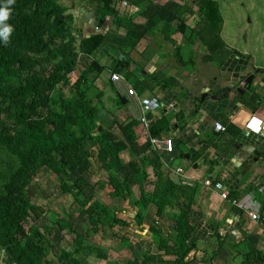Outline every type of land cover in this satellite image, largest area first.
I'll return each mask as SVG.
<instances>
[{"label": "trees", "instance_id": "trees-1", "mask_svg": "<svg viewBox=\"0 0 264 264\" xmlns=\"http://www.w3.org/2000/svg\"><path fill=\"white\" fill-rule=\"evenodd\" d=\"M96 1L103 17L125 20L114 7L117 0ZM197 2L201 3L204 20L219 35L224 24L219 1ZM5 6L10 13L0 21V31L10 25L12 32L7 43L0 39V264H41L51 250L57 259L47 264H98L90 258L115 264L109 259L108 250L93 242V235L112 238L118 234L116 226L131 225L105 202L86 193L93 188L88 175L92 177L101 170L107 172L103 188L109 187L111 197L131 198L135 206L134 232L148 231L152 244L174 257L164 259L161 253L132 249L125 264H187L189 254L197 246L190 240L195 228L192 196L198 187L172 179L149 142L141 148L143 152L149 150L153 159L149 154L137 157L141 148L135 129L140 122L134 116L126 121L116 120L123 134L120 139L112 131L114 124L104 127L98 122L102 108L94 99H102L95 92L91 77L101 73L103 67L93 55L111 35L94 33L79 41L75 16L62 0H0V9ZM150 6L167 22L181 19L191 10L173 0ZM129 20L127 37L114 39L118 46L126 41L135 45L147 33L144 30L134 34L141 25ZM79 64L84 65L80 72ZM166 127L167 120L162 118L152 125L151 133L161 135ZM125 150L133 155L129 161L121 156ZM148 164L154 167L156 176L152 190L146 187L150 181ZM44 168L54 173L61 193L71 195L77 203L79 227L71 222L78 215L72 210L65 211L66 220L54 212L52 222L27 229L31 219L45 213L33 201L30 190L35 176ZM151 208L155 209L154 216L148 214ZM164 215L174 220L173 238L159 224ZM55 223L71 233L69 244L57 247L53 242ZM121 241L131 245L127 236H122ZM253 255L264 259L261 251Z\"/></svg>", "mask_w": 264, "mask_h": 264}, {"label": "crops", "instance_id": "crops-1", "mask_svg": "<svg viewBox=\"0 0 264 264\" xmlns=\"http://www.w3.org/2000/svg\"><path fill=\"white\" fill-rule=\"evenodd\" d=\"M124 1L129 5H123ZM168 1L117 0L114 7L118 16L125 19L119 22L111 15L103 17L96 0H62L75 16L79 41L94 33L111 35L93 55L103 71L92 74L91 80L101 101H113L112 108H116L117 113L103 107L98 122L104 127L114 124L112 131L120 139L123 134L115 124L116 120L126 121L134 116L128 98L119 93L111 81V73L117 71L115 68H121L122 71L117 72L125 77L128 75L129 83L140 95L158 96L161 108L150 113V117L153 124L162 118L167 120V127L161 135L155 136L151 133L153 124L149 130L139 124L135 129L137 143L139 148L148 142L150 144L149 135L171 137L173 151L162 149L157 152L163 169L172 179L198 187L192 196L191 218L195 228L190 240L197 246L189 254L187 264H264V259L253 255L255 251H261L264 256L263 224L253 221L245 211L229 201H224L221 191L205 183L206 179L224 183L233 198L247 193L262 198L258 187L264 185V135L249 132L244 126L250 116H264V53L255 54L238 47L237 40L228 41L224 36L225 21L218 35L204 20L201 3L197 0H173L191 10L181 19L172 22L162 20L159 11L150 5H164ZM129 19L141 25L134 34L144 30L147 33L135 45L126 41L123 46H118L114 39L127 37ZM260 42L255 36L253 47ZM261 45L264 50V44ZM83 66L79 64V72ZM246 80H249L250 89L239 100H234L233 93L230 97L224 96L223 86L238 87ZM185 87L197 96L204 95V102L182 103L184 95L176 97L175 93ZM94 101H98L97 97ZM177 104L179 107L176 108ZM215 121L222 123L225 130L217 131ZM142 150L137 152V157L149 154L153 159L149 150ZM121 155L125 161L133 156L129 150ZM178 167L184 169L183 175L175 172ZM146 168L150 179L146 187L152 190L155 170L151 164ZM134 191L138 196L137 185ZM119 204L123 210L117 211L119 215L130 210L134 213L135 206L128 198L127 202L122 199V202L115 203V207ZM154 213V208L148 211L150 216ZM130 214L128 220H134ZM159 224L167 235L174 237V220L164 215ZM131 229H136L135 220L128 228ZM148 237L151 242L143 241V246L137 251L150 250L161 253L164 259H174L159 251L152 244L151 235Z\"/></svg>", "mask_w": 264, "mask_h": 264}, {"label": "rangeland", "instance_id": "rangeland-1", "mask_svg": "<svg viewBox=\"0 0 264 264\" xmlns=\"http://www.w3.org/2000/svg\"><path fill=\"white\" fill-rule=\"evenodd\" d=\"M219 2L225 21L224 36L226 39L228 41L237 40L236 43L238 47L262 55L264 53L261 45L262 43L264 44V0H219ZM255 36L261 41L257 47H253ZM97 104L101 106V108L105 107L108 111L112 110V113H117V109L112 108V105H114L113 101L103 100L102 102L98 100ZM116 106H118V104ZM88 177L91 178L93 188L87 189L86 193H92L94 199H99L105 202L110 208L123 212L121 209L122 204L115 207V203L122 202V199L127 202V198L119 197L121 199L114 200V198L110 196L109 187L103 188L106 185L107 172L101 170L94 173L92 177L91 175H88ZM30 190L33 195V201L41 205L45 213L36 220L31 219L30 222L26 224L28 230H30L29 226L31 225L42 227L44 224L52 222L51 215L54 212L59 215L61 220L68 219L65 211L76 210V214H78V210L76 209L78 205L74 198L71 195H64L61 193L56 176L47 169H41L37 173ZM128 200L130 202L131 198H128ZM130 213L133 214V211L130 210L124 213V215L120 214V217L126 218L131 225L134 224V220H128ZM130 216L132 215L130 214ZM71 222L79 227L81 215L79 217L78 214L77 218L72 219ZM53 227L56 234L53 238V242L56 243L57 247L70 241L72 235L67 229L61 230L59 223H55ZM128 228L129 227L126 226L123 228L116 226L118 234L112 238H103L99 235L92 234L93 242L100 243L104 246L108 250L109 259L115 264H125L127 258L130 257V255L132 256V249L137 248L136 250H138L140 246H143V241L145 243L146 241H148V243L151 242V239L148 237V235L150 236L148 231L134 232V229L128 230ZM122 236L130 238L131 245L123 244L121 241ZM90 260L93 261V263H105L104 260L100 261L95 258H90Z\"/></svg>", "mask_w": 264, "mask_h": 264}, {"label": "built area", "instance_id": "built-area-1", "mask_svg": "<svg viewBox=\"0 0 264 264\" xmlns=\"http://www.w3.org/2000/svg\"><path fill=\"white\" fill-rule=\"evenodd\" d=\"M123 5L128 6L129 3L124 1ZM110 78L116 90L128 98V103L134 117L146 130H149L153 124L150 113L158 111L161 108L160 98L156 95H140L135 87L129 83L127 77L117 71L112 72ZM214 127L217 131L225 130V126L218 121L214 122ZM244 127L249 132L264 135V116H250ZM149 139L151 143V151L159 152L162 149L169 152L173 151L174 143L171 137H153L152 135H149ZM175 172L183 175L184 169L178 167ZM205 183L206 185L214 186L217 190L221 191V197L224 201H229L233 206L245 211L253 221L260 222L264 226V185L258 187V193L262 198L257 197L254 193H247L243 197L233 198L230 197L229 190L224 183L213 182L211 179H206Z\"/></svg>", "mask_w": 264, "mask_h": 264}, {"label": "water", "instance_id": "water-1", "mask_svg": "<svg viewBox=\"0 0 264 264\" xmlns=\"http://www.w3.org/2000/svg\"><path fill=\"white\" fill-rule=\"evenodd\" d=\"M95 22H97V20H95ZM253 79V78H252ZM232 83H236L232 82ZM238 83V82H237ZM222 89L224 91H226V97H230V94L233 93L235 95V99L234 100H239V98L243 97L246 93H248L249 89H250V84H249V80H246L243 85H239L238 87H232L231 85H225L222 87ZM176 97L178 96H183L182 99V103L186 102V101H194L197 102L198 104L204 102L205 100V96L201 95V96H197L194 92H191L189 89L183 88V90L178 91L177 93H175ZM218 97V96H217ZM218 98H221V96H219ZM126 99V98H125ZM179 104L176 105V108L179 107ZM242 105V103H241ZM240 106V105H239ZM53 258H55L53 251L51 250L48 255H46L43 258V261L41 264H47V261L52 260ZM57 259V258H55Z\"/></svg>", "mask_w": 264, "mask_h": 264}, {"label": "clouds", "instance_id": "clouds-1", "mask_svg": "<svg viewBox=\"0 0 264 264\" xmlns=\"http://www.w3.org/2000/svg\"><path fill=\"white\" fill-rule=\"evenodd\" d=\"M8 3H12V0H8ZM10 9L5 6L3 9H0V21L6 20L9 16ZM12 32V27L5 26L2 31H0V39H2L5 43L9 41L10 34Z\"/></svg>", "mask_w": 264, "mask_h": 264}]
</instances>
